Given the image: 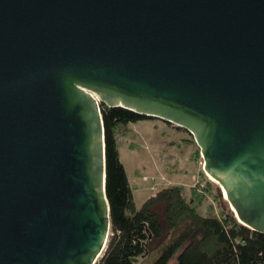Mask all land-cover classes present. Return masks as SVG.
<instances>
[{
	"label": "water",
	"instance_id": "1",
	"mask_svg": "<svg viewBox=\"0 0 264 264\" xmlns=\"http://www.w3.org/2000/svg\"><path fill=\"white\" fill-rule=\"evenodd\" d=\"M102 102L189 130L264 233V0H0V264L105 253Z\"/></svg>",
	"mask_w": 264,
	"mask_h": 264
},
{
	"label": "trees",
	"instance_id": "2",
	"mask_svg": "<svg viewBox=\"0 0 264 264\" xmlns=\"http://www.w3.org/2000/svg\"><path fill=\"white\" fill-rule=\"evenodd\" d=\"M101 111L112 229L97 264H167L174 257L175 264H264V233L242 224L234 210L223 205L220 216L201 213L196 197L179 184L157 188L137 206L117 135L128 123L154 116L106 102ZM211 183L208 178L205 189L209 192ZM217 195L222 196V189Z\"/></svg>",
	"mask_w": 264,
	"mask_h": 264
},
{
	"label": "rangeland",
	"instance_id": "3",
	"mask_svg": "<svg viewBox=\"0 0 264 264\" xmlns=\"http://www.w3.org/2000/svg\"><path fill=\"white\" fill-rule=\"evenodd\" d=\"M117 144L127 176L132 178L133 187H137L138 204L157 188L180 183L196 197L195 204L201 213L220 216L222 205L232 210L223 190L222 196L217 195L222 188L205 173L200 146L184 127L171 126L157 117L140 119L124 133L118 134ZM207 177L212 182V192L195 190V186L205 182ZM190 183L194 186L191 187ZM176 261L177 257H174L167 264H175Z\"/></svg>",
	"mask_w": 264,
	"mask_h": 264
},
{
	"label": "crops",
	"instance_id": "4",
	"mask_svg": "<svg viewBox=\"0 0 264 264\" xmlns=\"http://www.w3.org/2000/svg\"><path fill=\"white\" fill-rule=\"evenodd\" d=\"M151 118H154V117H151ZM162 120H163V119H162ZM164 121L167 122L166 120H164ZM133 124H134V122H130V123H128V125L123 126V127L118 131V134H119V133H122V129H124V132H125V131L128 129V127H129V126H132ZM124 132H123V133H124ZM117 136H118V135H117ZM129 180H130L131 186H132V188H133L134 199H135L136 205H137V206H140V205L142 204V202H143L145 199H147V197H148L149 195H151L153 192L150 193V194H148L146 197L143 196L144 199H143V200L141 199V200H142L141 204H138L137 201H140V200H138V199L136 198V193H135L137 187H136V188L133 187L132 178H129ZM177 184L180 185V183H177ZM189 185H190L191 187L194 186L192 183H190ZM143 197H142V198H143Z\"/></svg>",
	"mask_w": 264,
	"mask_h": 264
},
{
	"label": "built area",
	"instance_id": "5",
	"mask_svg": "<svg viewBox=\"0 0 264 264\" xmlns=\"http://www.w3.org/2000/svg\"><path fill=\"white\" fill-rule=\"evenodd\" d=\"M210 177V176H209ZM207 181V180H206ZM206 181L205 182H200L199 185L195 186V190L203 191L206 187Z\"/></svg>",
	"mask_w": 264,
	"mask_h": 264
},
{
	"label": "bare ground",
	"instance_id": "6",
	"mask_svg": "<svg viewBox=\"0 0 264 264\" xmlns=\"http://www.w3.org/2000/svg\"><path fill=\"white\" fill-rule=\"evenodd\" d=\"M215 182H217V180L214 178V177H212V176H210ZM218 183V182H217ZM223 193H224V195L226 196V193H225V189H223Z\"/></svg>",
	"mask_w": 264,
	"mask_h": 264
}]
</instances>
